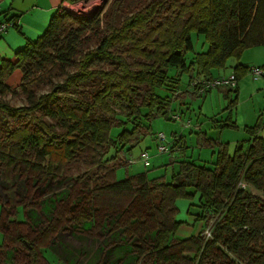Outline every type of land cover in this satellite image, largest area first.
Listing matches in <instances>:
<instances>
[{
  "label": "trees",
  "instance_id": "16d2710c",
  "mask_svg": "<svg viewBox=\"0 0 264 264\" xmlns=\"http://www.w3.org/2000/svg\"><path fill=\"white\" fill-rule=\"evenodd\" d=\"M118 3L103 0L100 8L109 4L114 11L108 18L99 7L73 15L58 6L14 63L1 62L0 96L11 92L4 79L17 68L26 103L0 98V264H46L43 250L60 231L99 242L85 264H264L258 124L246 127V150L237 146L230 154L219 144L212 166L183 159L169 177L129 174L128 165L110 166L115 156L106 157L112 125L132 126L113 142L118 152L154 112L171 119V100L161 89L170 86L174 95L180 82L170 68L211 77L227 57L264 47V0H146L124 18L116 15ZM2 14L0 20L10 22L6 31L17 27L14 17ZM193 33L206 37V51H194ZM189 52L194 56L187 65ZM248 70L237 63L236 82ZM39 84L50 90L37 94ZM231 88L237 91V84ZM75 162L85 171L53 192L66 181L65 166ZM120 167L126 175L117 179ZM195 195L188 214L199 228L176 237L182 223L176 200ZM112 249L120 254L109 258Z\"/></svg>",
  "mask_w": 264,
  "mask_h": 264
},
{
  "label": "rangeland",
  "instance_id": "374dc122",
  "mask_svg": "<svg viewBox=\"0 0 264 264\" xmlns=\"http://www.w3.org/2000/svg\"><path fill=\"white\" fill-rule=\"evenodd\" d=\"M86 10H91L94 6H99L101 10L103 0H94ZM111 1V0H110ZM119 3L115 9L118 18H124L141 8L146 0H117ZM148 1V0H147ZM76 3L83 0H76ZM70 2V3H75ZM86 3V2H83ZM110 5H106L102 10L107 13V18L113 9ZM192 43L195 52L206 51L208 42L203 34H192ZM193 52L185 55L184 59L187 65L190 64L193 58ZM241 63L247 67L258 66L264 69V47L254 46L242 50L239 57L234 55L227 57L224 66L210 70L211 76L217 73V69L221 73H227L233 70V67ZM214 72V74L212 73ZM192 70L191 75L187 71L170 68V74L179 76V89L173 95L170 86L161 89L162 95L170 97L169 117L174 113L181 115L180 121L167 119L165 116L155 113L150 120L141 122L140 131L137 130V139L133 143H127L121 151L116 152L113 142L117 141L121 135H129L127 131H131V125L115 124L110 127L109 138L111 140L106 149L107 156H115L109 165H128V173L132 174L139 171L149 170L151 176H157L166 173L169 177L172 171H175L179 161L193 160L198 163L212 166L215 162L214 150H217L219 144H225L228 152L233 154L237 146H241L243 150L248 147L250 138L246 127L259 125V133L264 135V77L254 80L248 70L238 80V89L234 91L231 87H213L204 94H198L190 87L189 79L194 75ZM218 74V73H217ZM216 74V75H217ZM60 79H55L59 81ZM61 81V80H60ZM20 83V82H19ZM17 85L9 86L11 92L5 96H0L13 106H20L26 103L25 96ZM50 90L49 85L39 84L37 94ZM172 96L174 98H172ZM148 109L143 108L144 113ZM123 113V111L121 110ZM260 120V124H259ZM135 121V120H134ZM189 121V123H186ZM114 123L115 120H114ZM186 124V125H185ZM124 127V128H123ZM124 129H126L124 131ZM158 132L165 133L170 142L168 150L165 153L158 154L156 150V134ZM180 137V138H179ZM208 141V142H207ZM132 145V146H130ZM148 151L150 153V164L144 166L139 160L140 152ZM128 159H133L130 163ZM84 163H70L65 166L64 177L65 183L54 188L53 192L62 191L71 180L79 173L85 171ZM126 168L120 167L121 171L117 179H122L126 175ZM3 178L0 175V195L2 196L1 186ZM183 201L182 203L180 202ZM189 199L178 198L176 205L178 208L176 217L178 219H187L189 214L186 210L185 201ZM21 214V210H20ZM33 220L38 223L40 218L36 212L32 213ZM189 227L186 223L179 224L175 235L183 238L189 235ZM0 234V239H1ZM1 241V240H0ZM52 245L44 249L43 255L46 264H85L91 254L99 245L98 241L89 239L83 235L75 234L71 231H60L56 238L52 240ZM118 252L116 249L110 250L107 254L109 258L114 257ZM120 254V253H119Z\"/></svg>",
  "mask_w": 264,
  "mask_h": 264
},
{
  "label": "crops",
  "instance_id": "0c3cea01",
  "mask_svg": "<svg viewBox=\"0 0 264 264\" xmlns=\"http://www.w3.org/2000/svg\"><path fill=\"white\" fill-rule=\"evenodd\" d=\"M62 2L64 0H0V18L3 17L2 13H5L7 16L14 17L17 20L16 28H11L0 35V65L2 61L14 63L17 60L16 52L22 49L28 40H35L44 32L49 19ZM217 70V75L212 71L213 76L226 75L233 71L219 74L221 72L219 69ZM21 76V71L16 68L5 77L4 82L9 86L17 85L21 81ZM120 172L119 168H117L116 174L118 177ZM198 197V195H195L193 199L185 201L187 213L188 207L191 204H196ZM180 202L182 203L183 201L180 200ZM176 219L190 226L189 235L197 232L199 227H196L192 216L189 215L184 220L177 217Z\"/></svg>",
  "mask_w": 264,
  "mask_h": 264
},
{
  "label": "built area",
  "instance_id": "2783aa9c",
  "mask_svg": "<svg viewBox=\"0 0 264 264\" xmlns=\"http://www.w3.org/2000/svg\"><path fill=\"white\" fill-rule=\"evenodd\" d=\"M94 1V0H92ZM91 1V2H92ZM86 2V3H83ZM79 3H70V2H62L59 5L61 10H67L73 15H84L89 14L96 10L99 6H94L91 10H86L90 7L88 2L90 1H83ZM10 27V22L0 20V34L4 33ZM249 71L251 76L254 80L260 78L261 76L264 77V69L258 66L249 67ZM190 87L193 91H196L198 94H204V92L208 91L213 87H235L237 82L235 79L234 72H230L226 75H218V76H211V77H204L198 73H194L193 77L189 79ZM171 119L180 121L181 115L179 113H174L171 115ZM189 123V121H187ZM157 144L156 150L158 154L165 153L168 150L170 142L168 141L165 133L158 132L156 134ZM139 160L143 163L144 166H148L150 164V153L144 150L140 152ZM130 163H133V159H128Z\"/></svg>",
  "mask_w": 264,
  "mask_h": 264
},
{
  "label": "water",
  "instance_id": "95a60500",
  "mask_svg": "<svg viewBox=\"0 0 264 264\" xmlns=\"http://www.w3.org/2000/svg\"><path fill=\"white\" fill-rule=\"evenodd\" d=\"M259 124H260V120H259Z\"/></svg>",
  "mask_w": 264,
  "mask_h": 264
}]
</instances>
